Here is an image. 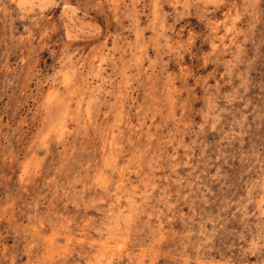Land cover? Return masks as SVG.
Returning <instances> with one entry per match:
<instances>
[{
	"label": "clouds",
	"instance_id": "obj_1",
	"mask_svg": "<svg viewBox=\"0 0 264 264\" xmlns=\"http://www.w3.org/2000/svg\"><path fill=\"white\" fill-rule=\"evenodd\" d=\"M0 264H264V0H0Z\"/></svg>",
	"mask_w": 264,
	"mask_h": 264
}]
</instances>
